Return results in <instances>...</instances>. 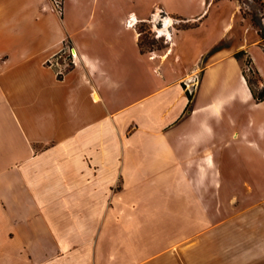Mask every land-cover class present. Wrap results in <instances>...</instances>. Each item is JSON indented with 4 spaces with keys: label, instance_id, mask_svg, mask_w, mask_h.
I'll return each instance as SVG.
<instances>
[{
    "label": "crops",
    "instance_id": "crops-1",
    "mask_svg": "<svg viewBox=\"0 0 264 264\" xmlns=\"http://www.w3.org/2000/svg\"><path fill=\"white\" fill-rule=\"evenodd\" d=\"M80 8L63 0L58 19L52 0H0V264H264L238 241L243 218L264 220V99L233 56L244 49L264 86L257 31L228 21L182 67L164 61L170 16L159 56L138 45L149 13ZM201 59L189 100L181 78Z\"/></svg>",
    "mask_w": 264,
    "mask_h": 264
},
{
    "label": "rangeland",
    "instance_id": "rangeland-1",
    "mask_svg": "<svg viewBox=\"0 0 264 264\" xmlns=\"http://www.w3.org/2000/svg\"><path fill=\"white\" fill-rule=\"evenodd\" d=\"M55 1H57L59 4V7L56 8L61 15L59 16L56 14V17L58 19H60V17H65L63 10V0H52V3ZM122 1L125 2V10L136 7L135 9L140 11V13H149L148 17L144 19L145 21L136 24V30L139 33V37L141 39L143 52L149 54L152 53L159 56L164 55L167 52L168 47L170 46L169 39L166 38L165 40L163 36L156 37L155 34L158 29L165 28V16H170L172 18L171 26H169L168 29H171V33L174 36H178V48L176 49V52H171L166 57V59H164V61H168L169 59L173 58L176 59L175 55L179 54L184 61V63H182V67L185 66L186 63L188 64L192 62L193 55L204 48L205 42L207 44L210 38L219 37L225 30V25L228 21L234 20V22H237L235 23V27L233 29L234 33L238 30H243L244 24L246 23L257 31V29L252 24V19L257 20V23L262 28H264V5L261 0H206V11L200 18L191 21H186L187 19L184 17V15L197 9V0L191 1L190 10L188 9V0ZM100 2L105 3L107 0H99V3ZM99 3L96 5V0H81L79 20H95L99 14ZM161 4L167 5L168 8L180 10V12L177 14L162 13L156 8ZM103 14L104 17H109L111 14L110 8L104 5ZM127 20H134V18L129 16ZM232 38L233 36H226L219 43L218 47L229 46ZM241 59L244 62L243 68L255 83V88L258 90L261 89L262 85L261 82L258 81V76L253 71H249V69H251L249 66L250 62L246 64L247 56L244 55ZM206 64L207 63L201 59L197 65L189 68V77L184 76L181 78L182 84L187 88L188 92H191V94L195 92L201 78L202 70ZM242 189L243 187L240 190ZM256 193L258 197L263 196L264 194L262 193L261 189H257ZM231 219L233 218H226V221ZM242 220L245 230L243 229V238L239 239L238 241L240 242V247L242 246L241 251L243 256L246 255V252L248 253L247 255L251 253L253 256H263L264 231H260L262 230L261 227V229H257L258 227H255L257 225L264 226V220L260 221L258 219V221L256 217H247L243 218ZM252 226L255 227L252 229ZM235 251L236 250L227 249V257L230 255L233 256Z\"/></svg>",
    "mask_w": 264,
    "mask_h": 264
},
{
    "label": "trees",
    "instance_id": "trees-1",
    "mask_svg": "<svg viewBox=\"0 0 264 264\" xmlns=\"http://www.w3.org/2000/svg\"><path fill=\"white\" fill-rule=\"evenodd\" d=\"M262 2V1H261ZM252 21V24L253 26L257 29V33L260 37V42L261 44L264 46V28H262L258 23H257V20H251ZM138 45H139V48L140 50L143 52L142 50V43H141V39L140 37L138 38ZM246 55L247 56V61H246V64H248L250 62V59L246 53V51L244 49H238L236 51L233 52V56L236 58V59H241L242 56ZM249 71H253L251 69H249ZM255 74H256V71H253ZM242 73H243V76L247 82V85L250 89V92L252 94V97L258 101L260 100H263L264 99V86H262L261 89H256L255 86H254V81H252V79L248 76V74L246 73L245 69L243 68L242 69ZM257 75V74H256ZM258 81H261V78L258 76ZM187 95H188V98L189 100L191 99V93L188 92L187 90ZM189 108V103L187 104L185 110H187Z\"/></svg>",
    "mask_w": 264,
    "mask_h": 264
},
{
    "label": "built area",
    "instance_id": "built-area-1",
    "mask_svg": "<svg viewBox=\"0 0 264 264\" xmlns=\"http://www.w3.org/2000/svg\"><path fill=\"white\" fill-rule=\"evenodd\" d=\"M56 3V7H59V4H58V2L57 1H55L54 2V4ZM151 21H154V20H151ZM157 30V29H156ZM167 35L168 34H166V33H160L158 30H157V32H156V34H155V36L156 37H162L163 36V38L166 40V38H167ZM68 56H69V59L72 61L73 60V58H74V56H75V52H74V50H73V48L72 47H70L69 49H68ZM52 63H56L57 65H58V62H52ZM68 64V63H67ZM60 73H62V71L61 70H58V74H60ZM191 93V92H190Z\"/></svg>",
    "mask_w": 264,
    "mask_h": 264
},
{
    "label": "bare ground",
    "instance_id": "bare-ground-1",
    "mask_svg": "<svg viewBox=\"0 0 264 264\" xmlns=\"http://www.w3.org/2000/svg\"><path fill=\"white\" fill-rule=\"evenodd\" d=\"M164 20H165V22H164V26H165V28L158 29V30H159L160 32H163V33H168V32H167V31H168L167 26H168L169 22L171 21V18L167 17V18H165ZM169 51H170V50H169ZM163 58H164V57H163Z\"/></svg>",
    "mask_w": 264,
    "mask_h": 264
}]
</instances>
